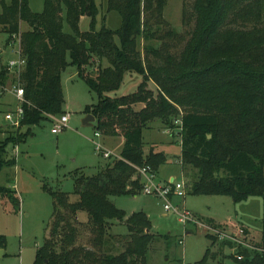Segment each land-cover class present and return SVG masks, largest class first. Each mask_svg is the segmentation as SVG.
Returning a JSON list of instances; mask_svg holds the SVG:
<instances>
[{
    "label": "trees",
    "instance_id": "trees-1",
    "mask_svg": "<svg viewBox=\"0 0 264 264\" xmlns=\"http://www.w3.org/2000/svg\"><path fill=\"white\" fill-rule=\"evenodd\" d=\"M166 5L167 0H108V11L122 18L113 31L97 29L96 0H45L41 13L31 10L30 0H0L7 45L20 35L27 59L20 76L25 116L0 143V173L17 164L8 156L10 145L24 143L33 127L64 115L62 76L71 66L98 97L84 111L95 117L97 133L124 140L119 159L94 177H76L79 201L46 188L54 210L34 264H147L153 244L163 240L169 248L170 237L152 233L145 212L128 216L111 201L140 194L139 169L149 166L158 173L167 162L164 153L145 149L143 131L156 121L174 134L173 121L180 120L185 195L228 196L235 203L264 197V0H195L185 6L184 34L164 19ZM83 17L91 19L88 32L80 30ZM65 21L71 34L64 32ZM95 61L107 67L99 65L94 78L86 69ZM126 74L141 77L137 90L110 96ZM9 80L2 67L0 85ZM0 194L19 212L20 199L12 189L0 186ZM117 223L125 224L126 234L110 233ZM208 238L211 247L199 264L217 259L224 264L228 258L235 264H264V237L257 250H240L242 261L225 255L226 244ZM5 246L0 236V249Z\"/></svg>",
    "mask_w": 264,
    "mask_h": 264
},
{
    "label": "rangeland",
    "instance_id": "rangeland-1",
    "mask_svg": "<svg viewBox=\"0 0 264 264\" xmlns=\"http://www.w3.org/2000/svg\"><path fill=\"white\" fill-rule=\"evenodd\" d=\"M195 0H167L163 10L164 19L172 29L180 34L185 33L183 24L185 6L191 7ZM99 8L97 29L103 26L110 30H118L122 25V18L116 11H108V0H96ZM45 0H30V8L33 12L41 13ZM0 6V13H1ZM64 17L66 13L64 11ZM89 17H83L80 22L81 32L90 31ZM28 30L26 23L21 24V31ZM64 32L72 31L67 22L64 23ZM8 35L0 27V56L1 62L6 64L16 56L12 48L7 45ZM144 43L138 41V50L144 54ZM99 65L107 67L103 61L91 64L86 71L95 78ZM4 66V65H3ZM1 66V67H3ZM1 69V68H0ZM14 75L6 86L11 89ZM141 77L136 74H126L121 87L110 93L112 97H122L134 93ZM62 86L65 96L63 106L64 115H69L68 128L60 134H54L53 128L62 116H54L52 120L44 121L40 126L32 128V135L20 145H10L8 156L16 160V166L6 168L0 173V186L12 189L15 196L20 199V210L15 212L9 198L0 194V236L5 237L6 256H0V264H34L36 252L44 243L46 230L51 222L54 206L51 195L46 188L54 191H62L71 197V202L79 201V196L74 194L76 190V177H94L107 164L114 159H119L120 151L124 147V140L117 137H96V121L90 126H85V108L96 104L97 95L77 77V68L69 67L62 76ZM17 109V101L9 92H5L0 99V143L12 136L11 126H6L5 116ZM63 115V116H64ZM174 134L161 121L150 123L143 131L145 149L151 148L156 152L164 153L167 162L159 169V177L167 181L173 176L177 183L187 184V179L181 173L180 157L181 145L177 127L179 119H174ZM24 128L22 133L26 132ZM96 144H102L112 156L104 159L96 151ZM158 175V174H157ZM142 186L143 179L140 175ZM111 201L118 209L128 216L145 212L152 223V233L160 236H169L168 244L160 240L151 246L147 264H199L203 259L207 248L211 247V240L207 233L193 225L184 226L177 214L164 209L165 202L140 193L136 196L112 197ZM172 203L176 208L193 213L203 222H208L216 227L227 228L229 232H236L235 227H245L251 233V238L257 244L264 237V197H248L246 200L235 203L228 196H192L176 195L172 197ZM85 213H80L83 221H87ZM84 217V218H83ZM188 232L190 234L188 235ZM111 234L127 233L125 224L117 223L110 231ZM249 233V234H250ZM122 234L120 236H122ZM184 240L180 245L179 241ZM165 242V243H164ZM217 250V246L212 251ZM3 252V251H2ZM226 256H231L230 249L225 250ZM208 264H222L221 259L210 261ZM224 264H235L231 259H226Z\"/></svg>",
    "mask_w": 264,
    "mask_h": 264
},
{
    "label": "built area",
    "instance_id": "built-area-1",
    "mask_svg": "<svg viewBox=\"0 0 264 264\" xmlns=\"http://www.w3.org/2000/svg\"><path fill=\"white\" fill-rule=\"evenodd\" d=\"M9 47L12 48V53L16 56V59H12L6 64H3L0 59V68L3 66L9 76L14 75V81L12 82L11 89H8L6 85H0V99L3 97L5 92L12 94L17 101V109L13 113H8L5 116L6 126H11L15 129L21 127V123L24 120V103H25V92L23 87L20 85V76L26 69L27 59L23 55L21 48V37L20 35H14ZM3 51L0 52V56ZM1 70V69H0ZM69 115L62 116L57 120V124L53 128L54 134H60L62 131L68 128ZM0 127H3L0 124ZM100 133H96V137H100ZM96 151L102 155L104 159L110 158L113 154L108 151L102 144H96ZM139 175H143L148 179L146 183L143 179V186L141 192L146 195H151L157 199L164 201V209L168 212H174L179 217V221L184 225H193L196 228L203 229L208 237H212L216 241L217 245L226 244L231 249L232 254L238 261L244 260V256L240 254V250H257L256 243L251 238L248 230L245 227H235L236 232H229L227 228H219L208 222H203L197 218L193 213L187 210H181L176 208L172 203V197L176 195H185V183H177L176 180L167 182L166 184L161 183L158 180V175L152 170L151 167L147 166L139 169ZM180 245L184 244V240L179 241Z\"/></svg>",
    "mask_w": 264,
    "mask_h": 264
},
{
    "label": "crops",
    "instance_id": "crops-1",
    "mask_svg": "<svg viewBox=\"0 0 264 264\" xmlns=\"http://www.w3.org/2000/svg\"><path fill=\"white\" fill-rule=\"evenodd\" d=\"M0 52H1V50H0ZM122 139V138H121ZM107 149V148H106ZM108 150V149H107ZM122 150V149H121ZM109 151V150H108ZM121 152V151H120ZM182 173V172H181ZM158 176H160V174H159V171H158ZM173 180H175V178L173 177V176H171L167 181H164V184H166L167 182H172ZM159 181L161 182V183H163L162 182V179L159 177ZM249 231V230H248ZM250 233V232H249ZM122 233H116V235H121ZM190 234V232H188V235ZM123 235V234H122ZM250 236H251V233H250ZM255 241V240H254ZM260 242V241H259ZM258 242V243H259ZM3 252H2V255L1 256H6V254H5V250H2ZM218 260V259H217Z\"/></svg>",
    "mask_w": 264,
    "mask_h": 264
},
{
    "label": "water",
    "instance_id": "water-1",
    "mask_svg": "<svg viewBox=\"0 0 264 264\" xmlns=\"http://www.w3.org/2000/svg\"><path fill=\"white\" fill-rule=\"evenodd\" d=\"M96 121L95 117L92 115H87L86 119L83 121L85 126H90L92 123ZM211 138V137H209ZM2 255V250H0V256Z\"/></svg>",
    "mask_w": 264,
    "mask_h": 264
}]
</instances>
